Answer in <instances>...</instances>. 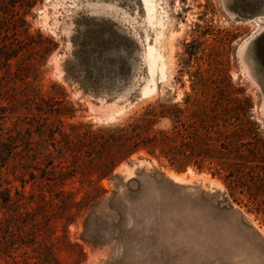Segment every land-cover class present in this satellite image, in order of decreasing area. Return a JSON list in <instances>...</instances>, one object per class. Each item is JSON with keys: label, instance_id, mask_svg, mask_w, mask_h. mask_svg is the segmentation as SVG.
I'll list each match as a JSON object with an SVG mask.
<instances>
[{"label": "rangeland", "instance_id": "374dc122", "mask_svg": "<svg viewBox=\"0 0 264 264\" xmlns=\"http://www.w3.org/2000/svg\"><path fill=\"white\" fill-rule=\"evenodd\" d=\"M9 3L0 264H264L260 177L180 172L159 150L97 142L148 109L218 102L234 117L238 102L264 161V0H154L155 20L144 0Z\"/></svg>", "mask_w": 264, "mask_h": 264}, {"label": "trees", "instance_id": "16d2710c", "mask_svg": "<svg viewBox=\"0 0 264 264\" xmlns=\"http://www.w3.org/2000/svg\"><path fill=\"white\" fill-rule=\"evenodd\" d=\"M9 2L15 4L16 0ZM1 10L6 8L0 6ZM10 48V43L0 37V50ZM171 109L175 110L155 113V110L148 109L127 126L109 129L108 134L98 137L97 142L103 146L117 145L125 151L126 157L141 149L150 154L159 150L180 172L191 165L202 170L204 163H207L215 167L214 176L223 172L230 182L243 177L253 180L257 176L261 178L257 188L260 194H264V167L260 165L264 161L256 146V124L248 117L239 118L237 111H244L240 103H235L234 117L228 113L231 109L226 104L218 102L198 103L197 108L192 110H183L178 106ZM164 121L169 124L167 128L161 126ZM11 145L13 149H8L1 157L2 166L14 154L15 143L11 142ZM110 164L112 170L118 162L110 159ZM249 192L251 198H257L256 193L251 190ZM0 199L6 205L11 200L9 190H2L1 185Z\"/></svg>", "mask_w": 264, "mask_h": 264}, {"label": "bare ground", "instance_id": "6f19581e", "mask_svg": "<svg viewBox=\"0 0 264 264\" xmlns=\"http://www.w3.org/2000/svg\"><path fill=\"white\" fill-rule=\"evenodd\" d=\"M144 3L146 5L148 16H149L150 20H155L156 19V7H155L156 5L154 3V0H144ZM156 51L157 50H155L153 48H150V50H149V56H150V59H151V63H153V64L155 63V57H157L156 56L157 55Z\"/></svg>", "mask_w": 264, "mask_h": 264}]
</instances>
